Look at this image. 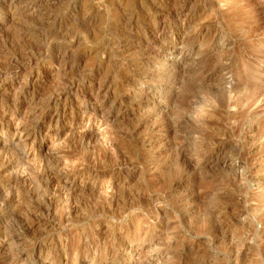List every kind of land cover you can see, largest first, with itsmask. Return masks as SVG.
<instances>
[{"label": "rangeland", "instance_id": "obj_1", "mask_svg": "<svg viewBox=\"0 0 264 264\" xmlns=\"http://www.w3.org/2000/svg\"><path fill=\"white\" fill-rule=\"evenodd\" d=\"M6 1L0 264H264V0Z\"/></svg>", "mask_w": 264, "mask_h": 264}, {"label": "bare ground", "instance_id": "obj_2", "mask_svg": "<svg viewBox=\"0 0 264 264\" xmlns=\"http://www.w3.org/2000/svg\"><path fill=\"white\" fill-rule=\"evenodd\" d=\"M11 2H12V1H11ZM3 3H7V1L4 0ZM3 7H4V6H3ZM14 7H15V6H14ZM3 10H4V9H3ZM35 10H36V9H35ZM8 11H9V10H8ZM5 14H6V13H5ZM1 15H2V14H1ZM21 62H22V61H21ZM20 69H21V68H20ZM7 70H8V69H7ZM14 70H15V68H14ZM16 70H18V69H16ZM16 70H15V71H16ZM0 72H1V70H0ZM2 72H3V71H2ZM9 74H10V73H9ZM4 77H5V76H4ZM5 79H6V78H5ZM26 80H27V79H26ZM3 81H4V80H3ZM26 82H27V81H26ZM27 83H28V82H27ZM19 87H21V86H19ZM15 93H16V92H15ZM31 93H32V92H31ZM33 93H34V92H33ZM19 94H20V93H19ZM94 97H95V96H94ZM48 100H49V99H48ZM30 102H31V101H30ZM46 104H48V103H46ZM84 113H85V112H84ZM89 118H91V117H89ZM3 120H4V119H3ZM56 121H57V119H56ZM56 121H55V122H56ZM89 121H90V120H89ZM12 122H13V120H12ZM14 122H15V121H14ZM14 122H13V123H14ZM50 122H51V121H50ZM87 122H88V121H87ZM20 123H21V125L23 126L22 122H20V121H19V126H21ZM88 123H90V122H88ZM80 124H81V123H80ZM90 124H91V123H90ZM90 124H89V125H90ZM16 125H18V123H17ZM57 125H58V124H57ZM78 125H79V124H78ZM86 126L88 127V125H86ZM90 126H91V125H90ZM15 128H16V127H15ZM15 128H14V129H15ZM18 128H19V127H18ZM32 128H33V127H32ZM79 128L83 129V125H81V126H79V127L77 126V130H78ZM27 129H29V128H27ZM59 129H60V128H59ZM70 129H71V128H70ZM84 129H85V128H84ZM84 129H83V130H84ZM55 130H56V129H55ZM15 131H16V130H15ZM19 131H21V130H19ZM17 132H18V131H17ZM21 132L23 133V130H22ZM15 133H16V132H15ZM12 134H13V133H12ZM20 134H21V133H20ZM78 135H79V134H78ZM80 135H81V134H80ZM13 136H14V135H13ZM21 136H22V134H21ZM26 137H27V136H26ZM57 137H58V136H57ZM20 138H21V137H20ZM65 138H66V137H65ZM60 139H61V138H60ZM54 140H55V138L53 139V142L56 141V140H55V141H54ZM54 147H55V145H54ZM56 147H57V146H56Z\"/></svg>", "mask_w": 264, "mask_h": 264}]
</instances>
